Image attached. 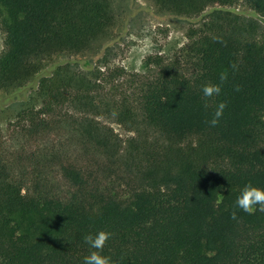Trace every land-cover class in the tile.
Instances as JSON below:
<instances>
[{
  "label": "trees",
  "instance_id": "obj_1",
  "mask_svg": "<svg viewBox=\"0 0 264 264\" xmlns=\"http://www.w3.org/2000/svg\"><path fill=\"white\" fill-rule=\"evenodd\" d=\"M153 1L189 25L182 47L124 91L103 62L59 66L0 130V264H84L102 230L110 264H264V211L232 219L246 185L264 189V27L229 10L264 17V0ZM0 22L6 96L55 57L95 56L116 16L110 0H0Z\"/></svg>",
  "mask_w": 264,
  "mask_h": 264
},
{
  "label": "rangeland",
  "instance_id": "obj_2",
  "mask_svg": "<svg viewBox=\"0 0 264 264\" xmlns=\"http://www.w3.org/2000/svg\"><path fill=\"white\" fill-rule=\"evenodd\" d=\"M116 16V25L111 36L104 41L94 56H58L45 63L42 74L26 87L9 95L0 96V130L6 133L14 109L26 102L38 89L43 78L51 77L54 71L66 64H74L81 70L98 69L103 62L107 67L100 68L103 78L127 90L134 74L144 72L145 60L150 56H168L173 48H180L186 42L189 25L160 10L153 0H110ZM235 14L252 18L264 27V17L246 6L229 9ZM5 48V34L0 22V55ZM111 88V87H110ZM108 125L122 139L133 136L123 126L108 121Z\"/></svg>",
  "mask_w": 264,
  "mask_h": 264
},
{
  "label": "clouds",
  "instance_id": "obj_3",
  "mask_svg": "<svg viewBox=\"0 0 264 264\" xmlns=\"http://www.w3.org/2000/svg\"><path fill=\"white\" fill-rule=\"evenodd\" d=\"M232 67L235 69L236 66L233 64ZM220 80L221 83L227 80L226 72L221 73ZM236 90H240L239 86H237ZM221 91V84H206L203 87V95L206 98L217 96ZM226 106L227 105L223 102L218 105L213 118L208 122L211 126L215 127L219 123ZM205 107H207V104ZM256 206H259V210L264 211V189L248 184L241 190L235 201L234 209L232 211V219H236L237 217L236 209L252 215L257 210ZM111 235V233L102 230L95 235L87 234L83 237L84 242L90 247V249L96 250L91 251L90 254L84 258V264H110L109 258L101 255L100 252L104 249Z\"/></svg>",
  "mask_w": 264,
  "mask_h": 264
}]
</instances>
